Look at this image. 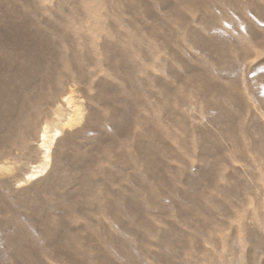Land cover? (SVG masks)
<instances>
[{"label": "rangeland", "instance_id": "obj_1", "mask_svg": "<svg viewBox=\"0 0 264 264\" xmlns=\"http://www.w3.org/2000/svg\"><path fill=\"white\" fill-rule=\"evenodd\" d=\"M5 163L0 264H264V0H0Z\"/></svg>", "mask_w": 264, "mask_h": 264}, {"label": "bare ground", "instance_id": "obj_2", "mask_svg": "<svg viewBox=\"0 0 264 264\" xmlns=\"http://www.w3.org/2000/svg\"><path fill=\"white\" fill-rule=\"evenodd\" d=\"M56 103L57 101H55L54 111L55 113L59 114L62 108L60 106L62 105L58 104V106L56 107ZM62 103L71 105L69 106L70 116H68L66 123L62 124L61 129L54 130V135H51L49 133L48 131L49 127L47 123H46V126L43 127V129L41 130V139L39 140V145H38L39 148H37V150H39L41 153V157L43 158L42 159L43 161L38 166H31L30 169L24 173V178L26 181H31L32 178L39 176L40 174L45 172L47 167L50 165V159L53 154L52 150L54 149V145H56L57 143L63 140L61 139V137L63 136L64 133H67V129H66L67 127H71V125L75 124L78 121V119H82L83 110L77 104L72 103V98L70 96H67V95L63 96L61 104ZM88 127H89V124L86 123L84 128L86 129ZM70 138H71V135H66L64 140L68 141L69 143H72L75 141V139H70ZM10 156H11L10 151H6L5 157H10ZM14 168L15 167H12L11 165L5 163L4 165L0 166V175L11 173L14 170Z\"/></svg>", "mask_w": 264, "mask_h": 264}]
</instances>
